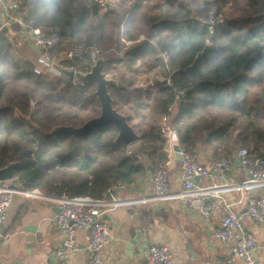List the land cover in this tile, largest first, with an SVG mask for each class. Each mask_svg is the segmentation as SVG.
Masks as SVG:
<instances>
[{"label":"trees","instance_id":"trees-1","mask_svg":"<svg viewBox=\"0 0 264 264\" xmlns=\"http://www.w3.org/2000/svg\"><path fill=\"white\" fill-rule=\"evenodd\" d=\"M18 1L25 17L57 35L50 54L62 67L59 76L37 70L39 56L26 43L0 34V170L18 163L24 190L101 200L113 184L136 182L166 162V116L183 151L204 147L219 159L248 148L264 156V0H135L126 20L94 0ZM213 8L222 21L211 35L196 16ZM80 43L91 50L69 60ZM100 57L116 82L108 85L114 109L140 136L135 148L116 143L113 124L77 138L56 131L100 116L97 84L65 72L89 73ZM120 66L153 73V85L141 88Z\"/></svg>","mask_w":264,"mask_h":264},{"label":"built area","instance_id":"built-area-1","mask_svg":"<svg viewBox=\"0 0 264 264\" xmlns=\"http://www.w3.org/2000/svg\"><path fill=\"white\" fill-rule=\"evenodd\" d=\"M94 2L104 11L113 10L125 14V20L128 18V12L135 6V0H94ZM196 19L202 26L209 29L211 35H214L215 27L222 21V17L217 15L215 8L210 10L207 17L196 16ZM1 33H5L12 41H21L36 49L39 53V67L42 70L55 75L61 74L60 60L53 58L50 54V51L59 43L57 35L39 28L36 18L25 17L20 1L0 0ZM14 37H18V40L13 39ZM90 50L85 43H80L71 48L66 55L69 60H75ZM94 54L98 55L99 51L94 50ZM160 57L166 60L168 54L165 52ZM97 60L99 58L95 62ZM169 82L166 80L165 84L169 85ZM185 96V90L178 91L176 101L182 100ZM173 111L174 107L172 106L169 108V112ZM161 133L166 139V147L169 148L170 155L176 156L174 147L178 145V137L168 116L162 120ZM179 156L183 191L181 193L172 191L168 170L169 162H166L165 165L151 170L153 198L158 201H167L181 198L182 194L187 193L190 194V206L196 207L203 218L209 219L224 212L225 215L220 228L215 232V237L232 245L231 254L226 258V264H237V261L244 264H256L253 252L258 247V241L247 228L244 215L234 211L233 204L217 201L216 193L223 190L252 192L257 187H264V156L256 154L251 149L240 148L235 150L232 157H221L211 165H205L202 162L198 150L186 152L180 149ZM233 160H236L244 176V180L240 183H233L227 176V173L233 168ZM203 180H216V182L211 186L203 187L201 185ZM11 184L16 187L11 188ZM19 184L16 176L10 181L0 180V242L8 238L4 227L14 195L21 193L26 197L31 196V191L24 190ZM127 186L128 183L118 182L110 186L106 193L112 195L115 191L123 190ZM50 199L55 203L56 211L53 222L59 232V246L54 252L53 264H72L71 258L79 250L76 241V232L78 231L85 235L88 253L86 264H106L102 257V250L109 241L110 227L103 219L105 211L101 203L67 196ZM148 200L147 197L142 198V204L148 203ZM246 203V214L256 225L262 226L264 224V196L252 193L246 198ZM172 263L173 256L166 247L158 244L149 246L146 264Z\"/></svg>","mask_w":264,"mask_h":264},{"label":"crops","instance_id":"crops-1","mask_svg":"<svg viewBox=\"0 0 264 264\" xmlns=\"http://www.w3.org/2000/svg\"><path fill=\"white\" fill-rule=\"evenodd\" d=\"M27 46L36 53L37 58L38 51ZM140 142L128 147L135 148ZM236 149L230 152L229 157L233 156ZM198 151L205 165H211L218 159L204 147H199ZM163 152L166 162H169L171 189L174 193H181L183 182L180 159L170 155L167 147ZM233 163L227 176L233 183H240L244 176L236 160ZM152 169H147L125 189L115 191L112 195L106 193L101 200L81 198L100 202L105 211L103 219L110 227L109 241L102 250L106 264H146L151 244L166 247L173 256L172 264H226L232 245L215 237L224 212L209 219L203 218L196 207L190 206V194L187 193L182 194L181 198L167 201L154 199ZM215 182L203 180L201 185L207 187ZM252 193L264 196V187H257L252 192L217 191L216 200L233 204V210L244 215L247 228L258 241V247L253 252L256 264H264V224L256 225L246 214V198ZM144 197L149 198L146 204H142ZM50 198L39 190L31 191L30 197L21 193L14 195L4 227L8 238L0 242L1 264H53L54 252L59 246V232L53 222L55 203ZM137 230H141L142 239L130 251L127 245L136 237ZM76 241L79 250L72 256L71 262L86 264L88 253L83 232H76ZM237 264L244 263L237 261Z\"/></svg>","mask_w":264,"mask_h":264},{"label":"water","instance_id":"water-1","mask_svg":"<svg viewBox=\"0 0 264 264\" xmlns=\"http://www.w3.org/2000/svg\"><path fill=\"white\" fill-rule=\"evenodd\" d=\"M13 39L18 40V37H14ZM104 60L99 59L95 62L92 70L89 73H84L76 71H65L66 74L69 76L70 81L80 80L81 78H87L91 81H94L97 84V91L96 95L100 102L101 106V114L99 117H96L82 127L75 128V127H59L56 131L67 132L73 134L76 138L82 135L88 134L93 132L96 128L104 127L108 124H113L118 130V136L116 138V143H121L125 146H130L140 140V136L136 133L134 128L129 125L125 116L120 114L116 109L113 107V100L110 96L108 91L109 84H115L116 82L112 79H108L103 73L102 68L104 65ZM166 83V81H164ZM121 86V85H120ZM179 145L174 147L176 151V156L180 159L179 152H180ZM18 166V163H12L8 167L0 170V180L1 181H10L15 177V169ZM199 181V180H198ZM14 184H11V188H15ZM142 239V232L141 230H137L136 237L132 239L127 248L130 251L134 250L136 243L140 242Z\"/></svg>","mask_w":264,"mask_h":264},{"label":"rangeland","instance_id":"rangeland-1","mask_svg":"<svg viewBox=\"0 0 264 264\" xmlns=\"http://www.w3.org/2000/svg\"><path fill=\"white\" fill-rule=\"evenodd\" d=\"M203 1V0H201ZM21 2V1H20ZM232 2V1H230ZM232 4L230 3V6ZM232 11V9L230 10ZM23 43V42H21ZM22 48V46H20ZM18 47V48H20ZM18 56V52L16 54ZM105 58L106 57H100L99 59H103L105 61ZM40 65V59L37 58V61H36V68L37 70L39 71H44L42 70L41 67H39ZM120 70H122L123 72H125L126 74H128V77L131 76L132 78H134L136 80V84L139 85L141 88H148L151 84H152V76H153V73L150 74V73H145V72H139V73H130V71L127 70L126 67H118ZM84 74V73H83ZM61 75V74H60ZM84 75H87V74H84ZM59 76V75H58ZM108 79H111L110 77H108ZM75 81V80H74ZM152 86V85H151ZM35 105V104H34ZM138 122V121H136ZM128 147V146H127ZM129 148V147H128ZM129 149H132V148H129ZM130 151V150H129ZM223 156H227V155H223ZM222 157V156H221ZM220 157V158H221ZM53 172V170H50L48 171L49 174H51ZM22 188V187H21Z\"/></svg>","mask_w":264,"mask_h":264}]
</instances>
